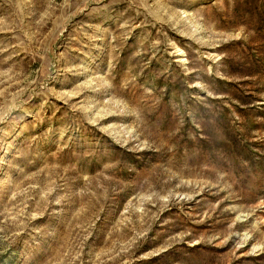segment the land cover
<instances>
[{
	"label": "rangeland",
	"instance_id": "1",
	"mask_svg": "<svg viewBox=\"0 0 264 264\" xmlns=\"http://www.w3.org/2000/svg\"><path fill=\"white\" fill-rule=\"evenodd\" d=\"M0 264H264V0H0Z\"/></svg>",
	"mask_w": 264,
	"mask_h": 264
}]
</instances>
